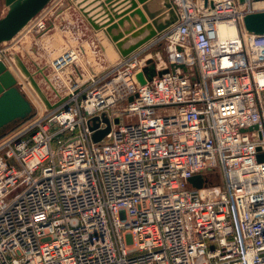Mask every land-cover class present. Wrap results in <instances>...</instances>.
Segmentation results:
<instances>
[{
    "label": "built area",
    "instance_id": "obj_1",
    "mask_svg": "<svg viewBox=\"0 0 264 264\" xmlns=\"http://www.w3.org/2000/svg\"><path fill=\"white\" fill-rule=\"evenodd\" d=\"M258 3L172 0L173 25L104 70L75 65L52 108L9 68L35 114L0 138V264H264V34L243 26ZM150 60L170 71L141 84Z\"/></svg>",
    "mask_w": 264,
    "mask_h": 264
},
{
    "label": "water",
    "instance_id": "obj_2",
    "mask_svg": "<svg viewBox=\"0 0 264 264\" xmlns=\"http://www.w3.org/2000/svg\"><path fill=\"white\" fill-rule=\"evenodd\" d=\"M53 0H0L7 8L5 15L0 17V44L14 39L28 23L36 17ZM242 2L244 0H241ZM261 2L264 0H253ZM86 20L95 31H102L115 45L121 57H127L140 46L164 32L178 20V15L172 5V0H73ZM205 5L209 0H204ZM141 4V7H138ZM213 6V2L210 3ZM243 26L249 34H264V9L249 12L243 17ZM17 57L22 71L48 108H52L34 74L24 61ZM177 67L187 70L185 65H172L171 71ZM170 69L157 71L153 60L138 73L137 79L146 84L156 75L162 76ZM134 97L130 98L132 101ZM35 114L31 100L21 90L18 79L8 65L0 60V138L9 127L15 128L29 120ZM97 118H94V121ZM115 123L120 119L116 118ZM105 129L93 134L94 141H100L110 131V120L104 117ZM98 127L97 123L91 130ZM256 127V126H255ZM6 131V132H5ZM10 131V130H9ZM258 160H264V154L258 155ZM195 187L203 186L202 175H195L189 180Z\"/></svg>",
    "mask_w": 264,
    "mask_h": 264
},
{
    "label": "rangeland",
    "instance_id": "obj_3",
    "mask_svg": "<svg viewBox=\"0 0 264 264\" xmlns=\"http://www.w3.org/2000/svg\"><path fill=\"white\" fill-rule=\"evenodd\" d=\"M2 4L0 3V9ZM47 7L49 15H51L47 31L35 33L30 30L31 26H26L14 39L0 45V49L6 51L9 56L7 58L9 68L16 71V75L21 78L20 82L24 84V91H30L32 96L28 94L32 99H41V97L30 82L29 77L22 71L16 56L20 57L35 75L43 92L51 97L56 95V90L61 94L67 93L68 88L65 85L68 82L69 73L74 72L75 65L88 71H101L117 64L121 58L116 47L104 32L96 33L91 26L84 25L77 18V11L68 8L66 0H54ZM5 13L3 14L1 9L0 17ZM164 47L162 44L158 48H162V56L166 58ZM66 49H76L80 56L79 60L65 69L60 76L52 71L50 62ZM41 68L42 70H40ZM46 77L51 79L50 83ZM10 128L6 131L12 130Z\"/></svg>",
    "mask_w": 264,
    "mask_h": 264
},
{
    "label": "crops",
    "instance_id": "obj_4",
    "mask_svg": "<svg viewBox=\"0 0 264 264\" xmlns=\"http://www.w3.org/2000/svg\"><path fill=\"white\" fill-rule=\"evenodd\" d=\"M54 1V0H53ZM52 1V2H53ZM52 2H50L49 3V5L52 3ZM259 3H261L262 4V6H263V8H264V1H261V2H259ZM66 5H68V8L69 9H75V11H77V18H79V20H81L82 22H83V24L84 25H87V26H91L90 25V23L86 20V18L84 17V15L82 14V12L80 11V9L76 6V4L73 2V0H66ZM138 7H141V4H139V6ZM1 9H2V13L4 14L5 12H7V10H8V8L4 5V4H2V7H1ZM0 9V10H1ZM48 9V8H47ZM92 27V26H91ZM93 29V28H92ZM93 31L94 32H101V31H95L94 29H93Z\"/></svg>",
    "mask_w": 264,
    "mask_h": 264
},
{
    "label": "bare ground",
    "instance_id": "obj_5",
    "mask_svg": "<svg viewBox=\"0 0 264 264\" xmlns=\"http://www.w3.org/2000/svg\"><path fill=\"white\" fill-rule=\"evenodd\" d=\"M259 4V3H258ZM261 8H263L262 4H259ZM264 5V4H263ZM264 9V8H263ZM56 26V25H55ZM219 30L221 33V36L230 37L234 34V28L228 24H220ZM115 46V45H114ZM39 48V47H38ZM118 51V50H117ZM52 78V77H51ZM61 78V77H60ZM65 79V78H64ZM47 97V96H46Z\"/></svg>",
    "mask_w": 264,
    "mask_h": 264
}]
</instances>
